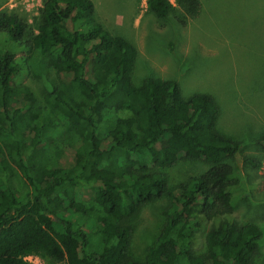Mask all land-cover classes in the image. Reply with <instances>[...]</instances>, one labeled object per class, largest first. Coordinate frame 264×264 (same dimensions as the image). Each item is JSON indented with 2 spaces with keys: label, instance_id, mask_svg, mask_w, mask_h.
<instances>
[{
  "label": "trees",
  "instance_id": "trees-1",
  "mask_svg": "<svg viewBox=\"0 0 264 264\" xmlns=\"http://www.w3.org/2000/svg\"><path fill=\"white\" fill-rule=\"evenodd\" d=\"M176 1L180 16L170 0L146 5L185 26L201 1ZM39 12L33 27L0 4V36L28 51L35 77L58 81L40 106L14 82L15 54L0 48V264H30L31 255L66 264H259L261 230L232 219L230 160L241 144L219 131L216 97L185 99L162 78L135 86L136 48L96 20L92 0H45ZM258 141L264 149V133ZM182 161L206 170L173 184L168 171ZM155 201L166 221L139 262L133 224ZM71 213L88 217L94 233ZM204 222L213 227L198 251Z\"/></svg>",
  "mask_w": 264,
  "mask_h": 264
},
{
  "label": "rangeland",
  "instance_id": "rangeland-1",
  "mask_svg": "<svg viewBox=\"0 0 264 264\" xmlns=\"http://www.w3.org/2000/svg\"><path fill=\"white\" fill-rule=\"evenodd\" d=\"M45 0H0L1 7L26 16L33 27L38 26L40 9ZM96 20L107 30L129 40L137 51L132 80L141 86L149 78L176 81L182 96L189 99L198 94L216 97L221 119L218 129L240 142V151L230 164L233 167L230 188L232 219L255 224L262 232L259 264L264 261V149L259 143L264 133V0H200L198 13L187 25L174 19H157L147 8V0H92ZM180 9L176 0H170ZM0 48L11 50L20 65L15 77L17 85H27L35 100L43 105L44 96L58 84L54 73L35 77L28 71V51L0 36ZM38 107V105H37ZM36 107V108H37ZM127 116V113H121ZM263 163L256 172L245 159ZM206 170L201 162L182 161L168 171L176 184ZM164 202L149 203L133 224L131 254L144 262L148 249L155 243L165 223ZM88 232L91 220L71 213ZM213 222H204L198 231L196 249H204L206 233ZM30 264H66L31 255Z\"/></svg>",
  "mask_w": 264,
  "mask_h": 264
},
{
  "label": "crops",
  "instance_id": "crops-1",
  "mask_svg": "<svg viewBox=\"0 0 264 264\" xmlns=\"http://www.w3.org/2000/svg\"><path fill=\"white\" fill-rule=\"evenodd\" d=\"M96 8V7H95ZM95 16H96V14H95ZM98 21V20H97Z\"/></svg>",
  "mask_w": 264,
  "mask_h": 264
},
{
  "label": "built area",
  "instance_id": "built-area-1",
  "mask_svg": "<svg viewBox=\"0 0 264 264\" xmlns=\"http://www.w3.org/2000/svg\"><path fill=\"white\" fill-rule=\"evenodd\" d=\"M27 261V260H26Z\"/></svg>",
  "mask_w": 264,
  "mask_h": 264
}]
</instances>
